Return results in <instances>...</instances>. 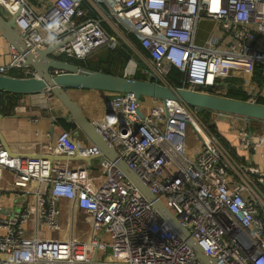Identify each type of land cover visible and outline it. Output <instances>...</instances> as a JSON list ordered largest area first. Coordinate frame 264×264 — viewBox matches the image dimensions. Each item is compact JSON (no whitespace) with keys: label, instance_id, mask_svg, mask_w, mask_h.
Listing matches in <instances>:
<instances>
[{"label":"built area","instance_id":"built-area-1","mask_svg":"<svg viewBox=\"0 0 264 264\" xmlns=\"http://www.w3.org/2000/svg\"><path fill=\"white\" fill-rule=\"evenodd\" d=\"M84 1L54 0L38 14L29 0H0V10L15 20L32 54L57 46L59 56L85 61L124 45L133 55L132 74L140 71L160 85H169L177 69L182 89L208 93L221 79L252 77L261 67L262 85L248 101L264 102V0H95L89 2L103 4L105 12L93 17ZM204 19L214 22L217 35L199 45ZM10 50L0 75L22 70L23 78L37 77L25 57L12 45ZM153 101L141 118L133 94H113L94 125L217 264H264V192L248 177L257 171L237 163L199 109ZM189 130L199 141L192 155ZM242 138L249 149L250 136ZM42 149L43 155L24 158L0 141V168L12 173L14 196L26 198L17 212L0 206V255L9 257L0 264H204L116 161L101 156L95 170L85 162L51 159L95 158L102 155L97 146L62 130ZM260 177L264 182V173ZM63 201L71 208L67 238ZM79 213L90 222L85 240L75 234Z\"/></svg>","mask_w":264,"mask_h":264},{"label":"crops","instance_id":"crops-1","mask_svg":"<svg viewBox=\"0 0 264 264\" xmlns=\"http://www.w3.org/2000/svg\"><path fill=\"white\" fill-rule=\"evenodd\" d=\"M35 1V4L39 5L38 10L43 12L54 0ZM89 1L95 0L84 1V6L87 11H90V16H100L99 12L104 14L105 6L103 4L90 3ZM36 12L39 13L38 11ZM105 27L108 30L111 28L110 25L106 24ZM215 35H217V30L214 22L204 19L199 24L196 42L199 45H204L209 38ZM10 45V42L0 33V67L6 65L10 61ZM224 48L226 47L224 46ZM140 52L144 57H147L145 50L140 49ZM53 56L56 58L59 57L56 53H54ZM132 57L133 55H131V59ZM130 61L124 66V68H114V70L121 73L122 76L135 78L137 73L135 75L132 74V69H130L132 63H130ZM139 63H141L139 64V68H143L144 63ZM30 71L34 72L32 68H30ZM257 74L258 79L256 77ZM262 75V68L257 67V70L252 77L244 76L242 78L229 77L221 79L215 91L217 93L227 91L230 87V83L226 80L236 79L235 81L237 82L234 83V86L242 88L243 91L248 94L250 99L253 94L259 92L262 85ZM10 76L23 78L24 71L13 70L12 73H10ZM67 93L68 96L80 106L84 116L93 124L95 121L102 120L105 117L107 103L113 97V94L109 92L82 89H69ZM16 101L17 104L14 108L15 112L13 114L7 115L3 113L5 117L1 122V131L13 154L20 155L24 158L39 157L40 155H43V146L52 144L56 139V136L63 130L58 124V120L66 119L67 122H69V114L62 104L47 91L32 95H23L17 98ZM154 104L155 102L153 99L144 98L141 110L148 111L154 106ZM11 110H13L12 107ZM54 120L53 134L52 126ZM212 120L213 123L218 126L220 134L227 138L228 142L234 149L236 156L238 157V159L235 158L237 163L245 166L248 170L257 171L255 174H249L248 177L255 187L258 186V188L264 192V182H261L262 177H260L261 174L264 173V122L259 120H251L248 122L244 118L218 112H212ZM37 133L39 134L37 135ZM71 133L76 141H81L85 144H92L91 142H88L78 130ZM244 134H248L251 138L249 149L245 147V140L242 138V135ZM189 151L191 155L196 153V149L193 148ZM91 164L96 170L98 168L99 159H93ZM12 184V173L0 168V206L3 207L5 212L10 211L13 213L18 209L16 208L18 197L13 194ZM61 208V223L66 228L64 229L62 236L67 238V229L69 228L68 219L71 212L70 204L63 201L61 203ZM8 258L7 255H0V262L7 261Z\"/></svg>","mask_w":264,"mask_h":264},{"label":"water","instance_id":"water-1","mask_svg":"<svg viewBox=\"0 0 264 264\" xmlns=\"http://www.w3.org/2000/svg\"><path fill=\"white\" fill-rule=\"evenodd\" d=\"M0 33L14 46L19 53L25 57V65L32 68L37 77L20 78L9 75H0V91L13 95H32L43 92H50L69 114V123L76 124L77 130L83 137L97 146L102 155L98 157L83 158L79 154L72 157L58 156L51 157L61 161H80L91 164L93 159L101 156L116 161L125 175L137 186L142 194L154 204L159 213L166 219L170 226L185 240L194 250L199 260L204 264H217L196 243L188 230L179 224L174 214L165 207L156 196L153 195L146 184L136 173L128 168L124 161L118 159L115 150L110 147L107 140L98 132L95 125L89 121L80 106L69 96V89H82L92 91L109 92L112 94L123 93L133 94L138 109V115L143 118L144 114L140 108L144 98L157 99L162 101H176L199 110L223 113L235 117H241L248 122L259 120L264 122V104L253 103L232 99L220 95L201 93L182 88H175L169 85H160L151 80H139L126 76L109 74L103 71H90L82 69L72 63L61 61L53 56L58 49L57 46L43 50L38 54H32L25 46L18 34V28L14 19H6L0 10ZM4 114L0 112V141L4 147L10 150L9 145L1 131V122ZM54 122L52 133L54 134Z\"/></svg>","mask_w":264,"mask_h":264},{"label":"trees","instance_id":"trees-1","mask_svg":"<svg viewBox=\"0 0 264 264\" xmlns=\"http://www.w3.org/2000/svg\"><path fill=\"white\" fill-rule=\"evenodd\" d=\"M130 41L135 44L138 48L139 46V41L138 39L133 35H129ZM141 49V48H140ZM143 50V49H142ZM57 59L61 61H66L69 63H72L82 69H88L90 71H103L109 74H114V75H120L122 76L121 73H118V71H115L114 68L121 69L124 68L126 64L131 59V53L129 49L126 46H122L118 48L117 50H110V49H102L90 57H88L85 61H79L75 59L68 58L64 55L59 56ZM260 75V74H259ZM15 76V75H14ZM258 79V74L256 75ZM134 79H139V80H144L145 77L141 74L140 71L137 72V75ZM182 79H183V74L177 70V69H172V71L169 74L168 77V83L170 86L175 87V88H181L182 87ZM236 79H227L226 81L230 83V87L227 89L225 92L221 93H216V91L213 90H208V93L210 94H215V95H220L232 99H237V100H243V101H248L249 97L248 94L243 91L242 88H237L235 87L234 83ZM22 95H13L9 94L6 92H1L0 91V112L8 114L12 109L15 108L17 101L16 99L19 98ZM260 103L264 104L263 101H260ZM199 116L201 117L202 121L204 123H208L209 128L211 132L221 141V143L232 153L234 158L238 159L236 156V153L230 143L228 142L227 138L224 137L220 132L218 131V126L213 123L212 120V111H207V110H199ZM58 124L61 126V128L65 131L68 132H73L77 130L76 124L69 123L67 122L66 119H59Z\"/></svg>","mask_w":264,"mask_h":264},{"label":"rangeland","instance_id":"rangeland-1","mask_svg":"<svg viewBox=\"0 0 264 264\" xmlns=\"http://www.w3.org/2000/svg\"><path fill=\"white\" fill-rule=\"evenodd\" d=\"M35 3H36L35 0H29V4L35 10V12L38 11L39 13H41L42 11L38 10L39 9V5L35 4ZM5 17L7 18V16H5ZM135 62H138V61H135ZM14 112H15V109L11 110L7 115L13 114ZM205 124L207 126L209 125L208 123H205ZM198 143H199V141L196 138L195 134L191 130H189L188 138H187V148L189 150L192 149V148L196 149L198 147ZM17 199H18V202L16 204V208H18V209L15 212L20 211L21 208L23 207L24 203H25V197L23 195L18 197ZM89 228H90L89 219L85 215L79 213L78 214V224H77L76 232H75L76 237L78 239H80V240H85L88 237V235H89ZM64 229H66V228L64 227ZM110 254H111V252L109 250L108 251V255H110Z\"/></svg>","mask_w":264,"mask_h":264},{"label":"bare ground","instance_id":"bare-ground-1","mask_svg":"<svg viewBox=\"0 0 264 264\" xmlns=\"http://www.w3.org/2000/svg\"><path fill=\"white\" fill-rule=\"evenodd\" d=\"M130 67H132V64H131V66Z\"/></svg>","mask_w":264,"mask_h":264}]
</instances>
